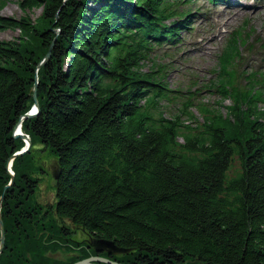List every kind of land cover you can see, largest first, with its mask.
Listing matches in <instances>:
<instances>
[{
  "label": "trees",
  "instance_id": "obj_1",
  "mask_svg": "<svg viewBox=\"0 0 264 264\" xmlns=\"http://www.w3.org/2000/svg\"><path fill=\"white\" fill-rule=\"evenodd\" d=\"M192 1L16 0L23 16L0 15V30H19L13 41L0 40V195L11 178L7 160L25 144L12 132L33 105L35 74L39 104L21 123L30 151L11 161L14 178L0 206V264L89 256L49 254L71 249L58 236L70 222L114 241L128 264H264V108L257 106L264 72L244 75L243 84L233 73L235 31L218 77L206 84L220 103L231 100L227 116L197 101L196 88L185 95L169 87L157 48L189 28ZM35 7L41 14L31 20ZM43 151L58 175L47 205L35 194L46 173L37 160ZM234 157L240 170L230 176Z\"/></svg>",
  "mask_w": 264,
  "mask_h": 264
},
{
  "label": "rangeland",
  "instance_id": "obj_2",
  "mask_svg": "<svg viewBox=\"0 0 264 264\" xmlns=\"http://www.w3.org/2000/svg\"><path fill=\"white\" fill-rule=\"evenodd\" d=\"M6 2L3 7L0 6V15L16 18L24 15L19 9L16 0H7ZM233 3H224V1L220 0L215 2L194 0L190 5L193 11L191 13L193 14V27L189 30H181L178 35V41H175L176 39L172 42L166 41L157 48V53L160 55L158 62L167 64L165 76L169 87L173 89L181 88L185 91V95L188 94L186 93L188 87L196 88L197 93L194 94V97H196L197 101H203L209 107L216 108L221 114L226 116L228 115V109L225 106L230 105L232 103L231 100L227 98L220 103L218 93L211 87H207L206 84L218 77V69L221 66V62L217 55L234 30L239 28L240 40L237 49H240V51L237 56L231 58L233 73H241L242 76L239 78L243 84L246 73H257L260 75L264 72V13H261L260 9H258L263 6L264 0H235ZM244 5H251V8L243 10ZM234 7H238L241 11H234ZM27 13L31 20H35L41 14V8L35 7L27 11ZM18 35V29L0 30V40L13 41ZM152 67L153 65L149 60L144 63V68L151 69ZM257 106L263 109L264 103L258 102ZM169 108L176 112L177 104H171ZM191 109L199 123L203 121L200 111L195 107ZM185 120V123L191 126L196 125L192 120ZM179 140H182V138L180 137ZM37 160L40 164H43L46 173L42 175V180L35 194L37 200L41 204L46 205L53 203L56 199L53 173L51 172L55 160L44 151L38 154ZM231 164L232 166L228 170V175L230 176L235 175L240 170L237 157H234ZM74 239L83 240L81 235L79 238L74 236ZM62 250L60 249V252L57 251L56 253L49 252V254L54 258L64 259L66 254ZM73 252L75 253V251ZM119 262L124 263L122 261Z\"/></svg>",
  "mask_w": 264,
  "mask_h": 264
},
{
  "label": "water",
  "instance_id": "obj_3",
  "mask_svg": "<svg viewBox=\"0 0 264 264\" xmlns=\"http://www.w3.org/2000/svg\"><path fill=\"white\" fill-rule=\"evenodd\" d=\"M55 31H56V33L59 32L58 29H56ZM54 39L55 38H53V41L49 45L50 47L48 48V51L44 55L43 59L37 63V66H36L35 70L37 69V67L40 64H42L43 62L48 60V57H49L50 52H51V49L53 47L52 44L54 42ZM33 80H34V84H33L32 91H31L32 99H33L32 110H29L28 112L23 113V114L20 115V117L17 119V122H16L15 126L13 127L14 130L12 132V137H14V138H18L19 137V138L23 139L24 142H25V145L21 149H19L17 152H14L7 160V162H8L7 163V168H8L9 173L11 174V178H10L9 182L5 185V187L3 189V192L0 195V206H1V202H2V200L4 198L3 195H4L5 190H7L8 187L11 186V184L13 182V178H14V174H13V172L10 169V165L12 163L11 160L16 158V157H18V155H22V154L30 151L29 147L31 145V139H30V137L28 135L24 134L21 131L20 126H21V123H22V121L24 119H27L28 117H32V116L36 115V113L39 110L38 93H37L38 81H37V75L36 74L34 75ZM56 177H58L57 172L53 171V178H56ZM4 242H5V231H4V225H3V220H2V217H1V209H0V252L3 250V248L5 246ZM97 243L100 244L101 246L103 245V247L107 248V249H115V248L118 247L115 244L114 241L109 240V239H105V238L97 239ZM69 264H124V263L117 262V261H110V260H108V259H106L104 257L101 258V257H97V256H91V257L81 258L80 260L74 261V262L69 263Z\"/></svg>",
  "mask_w": 264,
  "mask_h": 264
},
{
  "label": "flooded vegetation",
  "instance_id": "obj_4",
  "mask_svg": "<svg viewBox=\"0 0 264 264\" xmlns=\"http://www.w3.org/2000/svg\"><path fill=\"white\" fill-rule=\"evenodd\" d=\"M55 171V167L53 166L51 169V172L53 173ZM47 205V204H46ZM46 214V213H45ZM82 236V241L81 240H75L74 236L78 237ZM62 238V240H65L63 243L62 248H65V244L68 243V241L71 242V249L68 251H65V249L62 250L63 253L66 254V258L73 257V254H78L80 252H89V256H97L101 258H106L110 261H121L120 256L123 255L122 253L124 252V249L117 247L115 249H107L104 248L103 245L101 246L100 244L97 243L96 239H93L92 235H87L85 232H83L81 229L75 228V226L70 222V229L66 232L64 235L58 234ZM74 242V243H73ZM73 249V250H72ZM60 252V250H57ZM75 251V253L73 252ZM80 251V252H78ZM184 264V263H183ZM189 264V263H185Z\"/></svg>",
  "mask_w": 264,
  "mask_h": 264
},
{
  "label": "bare ground",
  "instance_id": "obj_5",
  "mask_svg": "<svg viewBox=\"0 0 264 264\" xmlns=\"http://www.w3.org/2000/svg\"><path fill=\"white\" fill-rule=\"evenodd\" d=\"M233 10H234V11H239V12L241 11V10L238 9V7H234ZM243 10H249V8H243ZM260 11H261V13H264V5H263V7L260 9ZM255 12H256V11H255Z\"/></svg>",
  "mask_w": 264,
  "mask_h": 264
}]
</instances>
